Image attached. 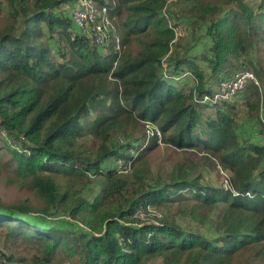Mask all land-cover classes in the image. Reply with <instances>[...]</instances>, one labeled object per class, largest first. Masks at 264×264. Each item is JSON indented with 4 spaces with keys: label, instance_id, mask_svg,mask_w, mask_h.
I'll return each instance as SVG.
<instances>
[{
    "label": "trees",
    "instance_id": "obj_1",
    "mask_svg": "<svg viewBox=\"0 0 264 264\" xmlns=\"http://www.w3.org/2000/svg\"><path fill=\"white\" fill-rule=\"evenodd\" d=\"M94 1L110 7L120 55L111 39L100 47L75 27L61 6L76 0H8L12 17L0 22V165L23 191L0 201V264H264V142L242 140L233 103L246 89L260 103L264 0H199L210 51L199 59L173 53L167 0ZM184 66L190 92L168 82ZM243 71L259 82L217 104L197 101ZM145 121L161 137L144 130L109 145ZM162 136L231 171L229 187L203 184L190 157L154 176L150 153ZM59 216L69 221H52Z\"/></svg>",
    "mask_w": 264,
    "mask_h": 264
},
{
    "label": "rangeland",
    "instance_id": "obj_2",
    "mask_svg": "<svg viewBox=\"0 0 264 264\" xmlns=\"http://www.w3.org/2000/svg\"><path fill=\"white\" fill-rule=\"evenodd\" d=\"M215 1V0H210ZM229 0H225V2H228ZM251 2L252 4L256 2V0H247ZM199 0H174L170 3V5L167 8V16H169V19L171 21V24L175 27V39L177 42H173L172 50L173 53H177L182 56H197L201 57L203 54H209V40L206 38V33L202 29H205L207 27V22L202 20L199 17L200 12L198 9H195L194 6L198 5ZM166 4V3H165ZM70 4L68 5H62L61 9L64 10L67 14L69 13ZM164 9V8H163ZM13 9L8 4V0H0V22L10 19L12 17ZM65 13V14H66ZM164 13H162L163 15ZM76 27V26H75ZM177 36V37H176ZM208 40V41H207ZM123 49V48H122ZM122 53V52H121ZM167 64L165 66L169 65V59H166ZM198 63L206 67V64L202 60H198ZM173 64V63H172ZM173 69V66H171ZM164 73H167V76L170 74L168 67H164ZM181 72H178L179 74L175 73V76L169 75V81L173 86H177L181 88L182 90H185L186 92H190L191 88L196 84L195 77L191 70L188 68V66H184V68L180 69ZM209 72V71H208ZM185 73V75H184ZM217 80L210 81V79H207V87H209L211 84L216 83ZM259 82V81H258ZM257 83V82H256ZM262 84V83H261ZM259 92L261 93V99L259 106L256 107L254 104V101L250 100L249 96L251 95V92H248L249 90H245L244 92L240 93L239 97L233 101L237 105V124L238 128L237 131L242 138V140L246 141H255V142H264V132L261 130L262 124L259 118V115L261 112L264 111V87L260 84ZM196 95L195 97H197ZM249 100L252 103V107L250 108L247 106ZM209 109L207 113H213L215 110ZM205 119V118H204ZM138 128V129H137ZM154 129V131H157L156 125L152 124L149 121L138 122L137 124H134L132 127L124 131V134L120 131H115L113 133V137L110 141H108L109 145L113 146H120L121 144H125L127 141H129L132 137L139 138L141 134L144 133V130L146 131V134H151L150 132ZM198 132V135L202 138H205V124L202 121L201 124L196 129ZM132 136H128V135ZM162 135V134H161ZM123 138L124 142H121L119 138ZM89 142L96 141L99 143L98 140H96L93 137H88ZM123 141V140H122ZM134 145H140L142 141H132ZM140 142V143H138ZM147 141H144L142 145L146 144ZM158 147L155 151L150 153V159L151 164L149 166V169L153 171V175L157 176L159 172L161 173H167L169 169L173 168L175 163L182 158H188L190 157L192 161L196 162L201 166V169L203 170V177L201 179L202 183L209 186H214L216 188L222 187V188H228L230 185V177L232 176V172L229 170L223 169L220 165L214 166L211 164V162L201 158V154L197 151H191L187 152L182 149L172 147L169 145H166L163 142V136L161 141L158 140ZM141 151V149H140ZM135 153L136 149L131 150V153ZM134 154V155H135ZM6 160V159H5ZM4 160V161H5ZM108 166L110 167L111 164H113L111 167H116L118 169L120 168H126L129 165H124L122 162V159H110ZM4 164V162H3ZM13 177V174L8 172L6 170V167L4 165H0V201L3 204L10 205L15 203L17 200H20L22 198V190H20L19 185H15L13 182L9 180V178ZM93 188H97L96 186ZM89 198L91 195L88 196ZM157 211H161L156 209ZM145 210L138 211V215L141 217H144ZM154 215V214H153ZM52 221L57 223H64L66 224L67 221H69L68 218H65L64 216H59ZM183 226L188 227L187 221H181ZM211 231H208V234H210ZM69 263V262H67ZM66 264V263H65Z\"/></svg>",
    "mask_w": 264,
    "mask_h": 264
},
{
    "label": "built area",
    "instance_id": "obj_3",
    "mask_svg": "<svg viewBox=\"0 0 264 264\" xmlns=\"http://www.w3.org/2000/svg\"><path fill=\"white\" fill-rule=\"evenodd\" d=\"M172 1L174 0H167V3L163 9L164 16H167V8ZM69 13L72 17L75 26L81 32L86 34L90 38V40H92L93 43L100 47H106L111 39L115 52H117L118 55L121 54V36L117 33V30L115 29L110 14L109 6H100L94 0H76V2L70 6ZM248 80H255V82L258 83L253 72L243 71L239 74H236L229 80L222 81L219 91H216L212 94L204 93L199 97L197 96L196 99L197 101L202 103L217 104L223 99L230 98L238 90L244 89ZM263 113L264 111L261 112L260 115L261 119L264 122ZM154 133H157L161 137L159 130L154 131Z\"/></svg>",
    "mask_w": 264,
    "mask_h": 264
},
{
    "label": "bare ground",
    "instance_id": "obj_4",
    "mask_svg": "<svg viewBox=\"0 0 264 264\" xmlns=\"http://www.w3.org/2000/svg\"><path fill=\"white\" fill-rule=\"evenodd\" d=\"M107 2V1H106ZM207 29V28H206ZM138 129V128H137ZM206 147V146H205ZM204 161V160H203ZM209 161V160H208ZM231 194V193H230ZM236 200V199H235ZM218 201V199H217ZM237 202V201H236ZM230 205V204H229ZM240 208V207H239ZM246 210V209H245ZM247 216V215H246ZM229 217V216H228ZM257 222V221H256ZM240 223V222H239ZM257 225V224H256ZM245 227V226H244ZM228 229V228H227ZM255 229V228H254ZM264 229V228H263ZM235 230V229H234ZM253 231V230H252ZM235 232V231H233ZM237 233V232H236ZM230 234V233H229ZM257 237V236H256ZM234 238V237H233ZM246 238V237H245ZM218 242V241H217ZM247 242V241H246ZM224 244V243H223ZM240 244V243H239ZM237 245V244H236ZM225 246V245H224ZM203 251V250H202ZM210 251V250H209ZM211 258V257H210Z\"/></svg>",
    "mask_w": 264,
    "mask_h": 264
}]
</instances>
